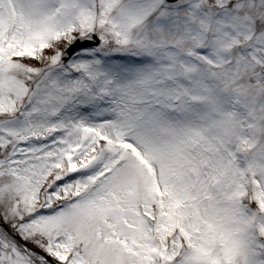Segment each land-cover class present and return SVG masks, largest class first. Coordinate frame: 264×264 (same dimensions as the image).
I'll return each instance as SVG.
<instances>
[{
	"label": "snow or ice",
	"instance_id": "6c2138e0",
	"mask_svg": "<svg viewBox=\"0 0 264 264\" xmlns=\"http://www.w3.org/2000/svg\"><path fill=\"white\" fill-rule=\"evenodd\" d=\"M0 264H264V0H0Z\"/></svg>",
	"mask_w": 264,
	"mask_h": 264
}]
</instances>
